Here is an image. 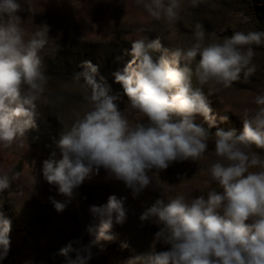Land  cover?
Listing matches in <instances>:
<instances>
[{
    "label": "clouds",
    "instance_id": "clouds-1",
    "mask_svg": "<svg viewBox=\"0 0 264 264\" xmlns=\"http://www.w3.org/2000/svg\"><path fill=\"white\" fill-rule=\"evenodd\" d=\"M135 2L168 26L180 19L185 7V0ZM189 2L196 7L205 0ZM24 10L20 0H0V150L24 148L25 133L37 126L38 104L51 106L62 99L48 95L50 77L39 55L49 44V26L42 24L29 32L17 14ZM27 10L32 12L30 4ZM261 45L262 32L237 31L221 39L215 32H206L200 22L192 28L191 41L176 44L170 53L165 49L155 55L162 51L159 39L134 40L132 59L113 75L130 108L141 117L135 122L119 109L121 96L113 94L105 77L97 79L98 67L84 62V70L72 80L85 106L70 126L57 115L64 125L57 144L62 158L53 153L43 161L44 179L57 186L59 194L72 198L76 188L103 168L137 195L173 163L203 159L214 137L216 159L208 164L207 172L222 191L213 189L207 198L177 193L167 202L157 199L140 219L154 218L162 225L156 238L169 250L139 256L131 264H264V155L255 150H264V92L253 97L255 107L243 109L239 135L235 129H218L212 136L208 129L215 126L216 117L201 89L193 84L195 77L201 85L218 86L219 91L241 80L248 82L258 70L254 46ZM197 116L208 128L195 122ZM10 171L0 173V193L21 178L22 172ZM52 203L57 212L66 207L55 199ZM89 211L98 220L95 228L88 229L95 235L93 243L111 240L108 233L113 222L126 220L123 201L114 195L106 205L90 206ZM10 231V220L0 213V261L9 252ZM71 250L69 244L60 254L68 257ZM89 258L90 253H78L66 264H87Z\"/></svg>",
    "mask_w": 264,
    "mask_h": 264
},
{
    "label": "rangeland",
    "instance_id": "rangeland-1",
    "mask_svg": "<svg viewBox=\"0 0 264 264\" xmlns=\"http://www.w3.org/2000/svg\"><path fill=\"white\" fill-rule=\"evenodd\" d=\"M24 11L18 12L22 26L29 32L42 24L49 26V44L39 53L42 68L50 77L48 95L61 97L55 105L38 104L36 127L25 133V147L0 150V173L22 172L19 180L11 182L9 189L0 193V213L11 222L10 247L0 264H66L79 253L88 256L87 264H131L137 257L150 252L169 250L157 240L156 233L162 225L154 218L142 221V213L157 199L174 197L184 193L189 198L213 189L222 191L210 181L208 164L216 159L214 137H210L208 152L199 161L176 162L153 178L148 188L137 195L126 184L116 179L105 169L86 179L74 190L72 198L59 194L55 185L43 177V161L53 153L60 159L57 146L64 125L70 126L85 102L79 86L72 80L77 66L91 62L98 67V77L103 76L113 94L119 93L118 107L131 122L140 119L132 110L122 85L115 82L113 73L122 70L132 59L131 45L138 38L159 39L162 51L170 53L176 44H187L192 39V28L200 22L209 34L218 38L231 37L235 32L256 31L264 33V0H205L191 7L185 0L180 19L168 26L163 20L153 19L135 0H20ZM28 4L32 12L28 11ZM212 37L209 35V39ZM257 55L254 62L258 70L248 82H235L231 88L210 84L201 85L194 77V87L203 92L215 126L208 129L214 136L218 129L243 131V109L253 108V97L264 92V45L254 46ZM199 55L191 67L195 70ZM75 66V67H74ZM64 124H62L60 122ZM221 117H227L222 121ZM146 120L147 118H143ZM197 124L204 123L197 116ZM264 155V150L255 149ZM155 169L153 170V173ZM152 175V173H149ZM35 182L32 184V178ZM122 199L126 210L123 224L113 222L109 230L111 240L93 243L95 235L88 229L95 228L98 220L90 214V206L106 205L110 196ZM52 199L66 204L57 212ZM223 214L222 211L220 213ZM71 244L68 257L60 250Z\"/></svg>",
    "mask_w": 264,
    "mask_h": 264
},
{
    "label": "trees",
    "instance_id": "trees-1",
    "mask_svg": "<svg viewBox=\"0 0 264 264\" xmlns=\"http://www.w3.org/2000/svg\"><path fill=\"white\" fill-rule=\"evenodd\" d=\"M75 67V66H74ZM84 69H83V67H81V66H77V68H76V71H77V73H79V72H82ZM8 262H9V264H13L12 263V261H10V260H7Z\"/></svg>",
    "mask_w": 264,
    "mask_h": 264
}]
</instances>
